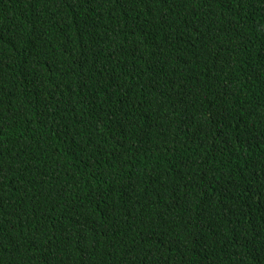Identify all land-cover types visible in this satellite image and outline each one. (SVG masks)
I'll return each instance as SVG.
<instances>
[{
    "label": "trees",
    "instance_id": "16d2710c",
    "mask_svg": "<svg viewBox=\"0 0 264 264\" xmlns=\"http://www.w3.org/2000/svg\"><path fill=\"white\" fill-rule=\"evenodd\" d=\"M0 264H264V0H0Z\"/></svg>",
    "mask_w": 264,
    "mask_h": 264
}]
</instances>
